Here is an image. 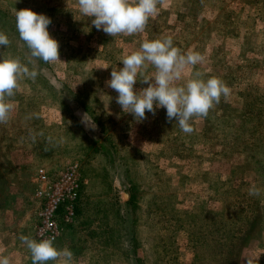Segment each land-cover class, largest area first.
I'll return each mask as SVG.
<instances>
[{
  "label": "rangeland",
  "instance_id": "obj_1",
  "mask_svg": "<svg viewBox=\"0 0 264 264\" xmlns=\"http://www.w3.org/2000/svg\"><path fill=\"white\" fill-rule=\"evenodd\" d=\"M0 264H264V0H0Z\"/></svg>",
  "mask_w": 264,
  "mask_h": 264
},
{
  "label": "built area",
  "instance_id": "obj_2",
  "mask_svg": "<svg viewBox=\"0 0 264 264\" xmlns=\"http://www.w3.org/2000/svg\"><path fill=\"white\" fill-rule=\"evenodd\" d=\"M34 201L37 206L35 239L43 246L56 243L65 226L74 223L79 193L84 183L77 162L68 164L54 177L43 167L35 171Z\"/></svg>",
  "mask_w": 264,
  "mask_h": 264
},
{
  "label": "trees",
  "instance_id": "obj_3",
  "mask_svg": "<svg viewBox=\"0 0 264 264\" xmlns=\"http://www.w3.org/2000/svg\"><path fill=\"white\" fill-rule=\"evenodd\" d=\"M79 196H80V194H79ZM78 204H79V199H78V202H77V205H76V218H77V212H78ZM76 218H75V220H76Z\"/></svg>",
  "mask_w": 264,
  "mask_h": 264
}]
</instances>
